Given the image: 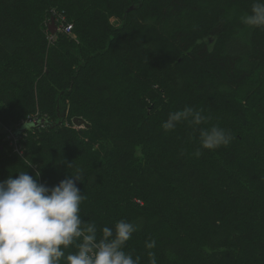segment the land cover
Segmentation results:
<instances>
[{
  "label": "trees",
  "instance_id": "trees-1",
  "mask_svg": "<svg viewBox=\"0 0 264 264\" xmlns=\"http://www.w3.org/2000/svg\"><path fill=\"white\" fill-rule=\"evenodd\" d=\"M251 3L0 0V128L24 147L0 131V181L27 157L51 187L73 163L82 218L135 223L125 250L140 264L149 251L157 264H264V29L241 22ZM52 10L72 29L49 42ZM185 106L207 123L165 133ZM211 125L233 139L196 155Z\"/></svg>",
  "mask_w": 264,
  "mask_h": 264
},
{
  "label": "clouds",
  "instance_id": "clouds-1",
  "mask_svg": "<svg viewBox=\"0 0 264 264\" xmlns=\"http://www.w3.org/2000/svg\"><path fill=\"white\" fill-rule=\"evenodd\" d=\"M241 22L264 29V0H252L251 11ZM201 110L191 106L169 112L161 128L174 131L181 122L190 126L207 123ZM199 148L216 150L227 147L233 136L217 125L198 128ZM32 159L22 158V167L0 181V264H140L126 251L138 226L124 219L113 227H98L94 221L84 220L81 204L85 196L77 187L84 181L83 172L67 163L69 175L54 186L38 181L40 172L30 175ZM154 249L156 241L146 242ZM149 264H157L155 253L148 252Z\"/></svg>",
  "mask_w": 264,
  "mask_h": 264
},
{
  "label": "bare ground",
  "instance_id": "bare-ground-1",
  "mask_svg": "<svg viewBox=\"0 0 264 264\" xmlns=\"http://www.w3.org/2000/svg\"><path fill=\"white\" fill-rule=\"evenodd\" d=\"M52 14L56 20L57 31L58 32H64V33H70L71 29H72V24L66 20L64 13L58 12L56 10H52ZM55 32H56V28L52 23V25L50 26V29H49L50 34L47 35V39L49 42H52L54 40L55 35H52V34H55ZM37 119L38 118L36 117V115H34L32 117H28L27 122H24V123H30V122L36 121ZM73 122L76 125L83 123V121H81L78 118H75L73 120ZM35 125H37V124H35ZM75 128H83V126H75ZM0 131L5 135V137H3V139L7 143L9 148L12 150V152H14L20 156H23V151H24L23 144L19 140H15L13 138L16 133H14V132L12 133V131H13L12 130V131H9L12 133V135H7L8 134V128H5V127L0 128Z\"/></svg>",
  "mask_w": 264,
  "mask_h": 264
},
{
  "label": "rangeland",
  "instance_id": "rangeland-1",
  "mask_svg": "<svg viewBox=\"0 0 264 264\" xmlns=\"http://www.w3.org/2000/svg\"><path fill=\"white\" fill-rule=\"evenodd\" d=\"M45 22H47L48 24H49V29H50V26L52 25V23H53V25L55 26V28H56V30H57V24H56V20L54 21V19H52V17H50L49 19H45ZM110 22L112 23V24H114L115 26L116 25H118L119 24V20H117V22H116V18H114V17H111L110 18ZM48 29V30H49ZM42 118H45L44 116L42 117ZM45 120V119H44ZM43 121V120H42ZM65 123H68V122H65ZM73 124V123H72ZM74 125V124H73ZM75 126H83V125H74V127ZM85 128V126H83V128H75L76 130H80V129H84ZM7 147L9 148V146L7 145Z\"/></svg>",
  "mask_w": 264,
  "mask_h": 264
}]
</instances>
